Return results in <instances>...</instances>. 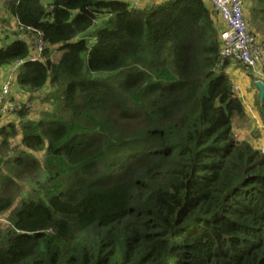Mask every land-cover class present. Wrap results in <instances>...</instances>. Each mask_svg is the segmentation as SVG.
<instances>
[{"label":"trees","instance_id":"16d2710c","mask_svg":"<svg viewBox=\"0 0 264 264\" xmlns=\"http://www.w3.org/2000/svg\"><path fill=\"white\" fill-rule=\"evenodd\" d=\"M3 5L45 48L32 62L12 40L0 68L23 60L16 87L49 91L37 119L24 104L0 116V264H264V151L235 138L249 112L226 66L250 71L263 124L264 95L250 68L221 64L209 3ZM243 12L264 43V0ZM36 174L20 198L17 181Z\"/></svg>","mask_w":264,"mask_h":264},{"label":"built area","instance_id":"2783aa9c","mask_svg":"<svg viewBox=\"0 0 264 264\" xmlns=\"http://www.w3.org/2000/svg\"><path fill=\"white\" fill-rule=\"evenodd\" d=\"M6 1L0 0L3 4ZM151 3H157L165 0H148ZM209 3L218 15L222 28L219 30V41L221 43V56L223 61L228 58L241 62L247 68H250L256 81H261L264 86V73L262 64L264 59V43L259 41L252 28L249 27L243 12L245 0H203ZM137 8L138 3L132 4ZM17 34L6 35L0 28V41L20 40L24 42L29 50L28 60L32 62L44 61L45 42L43 32L40 29L22 26L17 19L14 23ZM91 42V40H90ZM1 46V45H0ZM3 46V45H2ZM24 63L23 60L15 62L13 65L0 68V116L7 115L19 109L22 104L27 108L30 106V99L36 94L28 95L23 101L12 99V92L15 89V76L17 69ZM235 90V89H234Z\"/></svg>","mask_w":264,"mask_h":264},{"label":"rangeland","instance_id":"374dc122","mask_svg":"<svg viewBox=\"0 0 264 264\" xmlns=\"http://www.w3.org/2000/svg\"><path fill=\"white\" fill-rule=\"evenodd\" d=\"M46 1V0H43ZM50 1V0H49ZM4 4V3H3ZM0 2V28H3L4 31L2 33H5L6 35H15L17 34V29L16 26L11 23L10 19L8 17H6V12L5 10V6ZM1 33V31H0ZM259 41H262V37L257 36ZM10 40H8V42H6L5 40L0 41V45H6L7 43H9ZM60 57V51L57 47H55L52 51L51 54V60L52 61H57ZM241 69V67H239ZM244 69V68H243ZM246 71V72H244ZM242 77L243 80H240L239 77L235 78V85H234V89L236 90V92L239 94L240 98H242L243 96V100L245 103V105L248 107V112L247 113V118L244 120H237L234 125H236V128H234L233 132L235 135V138L238 141H247L250 144H252L254 147H256L257 149H259L260 151H264V135H262V131L259 132V128H262L264 130V124L261 123L263 122V119L261 120L260 116H258V110L255 109V107H251V103L249 102V100L246 98L247 93H249L250 91H253V81H251V79L249 80V76L247 75V72L249 71L248 69H244ZM249 73V72H248ZM252 73V72H251ZM252 77L254 78V75L252 74ZM237 79V80H236ZM246 79V80H244ZM239 80V81H238ZM249 80V82H248ZM247 83V84H246ZM49 91V87L48 88H44L42 89L40 92L36 93L35 97L36 100H34V103H31L30 106L28 107V111L29 113H27V116L25 119H37L38 116H40V111L45 107L43 106L39 99L41 96L47 94ZM29 94L24 93L23 90L15 87V89L12 92V97H14L13 100L16 101H23V99H26L27 96ZM31 102V100H30ZM15 112H11L8 113L7 115L2 116V123H7L8 121H16V117H15ZM251 115V116H250ZM259 126V128H258ZM13 145L11 148V151L9 152L10 156L14 155L15 152L17 153V151H19V147H15V145L17 144V140H13ZM40 161H42V159L44 158V152H36L34 154ZM37 175V176H36ZM34 175L33 177H29V178H25V179H21L17 181V185H18V190L20 193V198H24L26 197L31 191H37L38 184L35 183L36 180H39L40 178L38 177V174ZM41 181V179H40ZM17 189V188H16ZM18 202V201H16ZM17 205V204H15ZM9 215V212L3 213L0 215V224L2 226H5L7 224V217Z\"/></svg>","mask_w":264,"mask_h":264},{"label":"crops","instance_id":"0c3cea01","mask_svg":"<svg viewBox=\"0 0 264 264\" xmlns=\"http://www.w3.org/2000/svg\"><path fill=\"white\" fill-rule=\"evenodd\" d=\"M42 1V3L44 4V5H46L48 2H49V0H46V1H43V0H41ZM125 1H127V2H130V3H135V2H137L138 3V5H137V8H141V7H143L144 5H147V4H150L151 2L150 1H148V0H125ZM5 11V10H4ZM6 12V17H8L9 19H10V21H11V23H14V21H15V18L13 17V16H11L10 14H9V12H7V11H5ZM217 16V20L220 22V19L218 18V15H216ZM2 68V67H1ZM242 71H244V69H240L239 68V66L237 65V64H235V63H233V62H231L230 64H228V66H226V72L227 73H229L231 76H233V78H234V80H235V78L236 77H239L240 78V80H243V77H242V74H243V72ZM244 72H246V71H244ZM249 73H250V71H248ZM248 72H247V75H248ZM237 80V79H236ZM244 80H246V79H244ZM249 80H250V78H249ZM249 80H248V82H249ZM255 80H256V77H254V82H255ZM239 81V80H238ZM247 81V80H246ZM247 84V83H246ZM253 91H250L249 93H247V94H245L246 95V98L249 100V102L251 103L250 105H251V107H255V109H257V104H256V94H257V92H256V89H255V87L253 86ZM257 88V87H256ZM239 95V94H238ZM242 101H243V103H244V105H245V103L246 102H244V100H243V96H242ZM245 107H246V109H247V111H248V107L245 105Z\"/></svg>","mask_w":264,"mask_h":264},{"label":"water","instance_id":"95a60500","mask_svg":"<svg viewBox=\"0 0 264 264\" xmlns=\"http://www.w3.org/2000/svg\"><path fill=\"white\" fill-rule=\"evenodd\" d=\"M255 86L257 87V89L259 91V97L261 99L263 97V95H264V86H263V83L261 81H256L255 82Z\"/></svg>","mask_w":264,"mask_h":264}]
</instances>
